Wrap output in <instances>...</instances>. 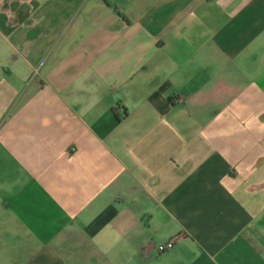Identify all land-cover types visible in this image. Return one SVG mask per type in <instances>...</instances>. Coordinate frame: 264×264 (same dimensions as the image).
I'll return each instance as SVG.
<instances>
[{
    "label": "crops",
    "instance_id": "0c3cea01",
    "mask_svg": "<svg viewBox=\"0 0 264 264\" xmlns=\"http://www.w3.org/2000/svg\"><path fill=\"white\" fill-rule=\"evenodd\" d=\"M0 264H264V0H0Z\"/></svg>",
    "mask_w": 264,
    "mask_h": 264
},
{
    "label": "built area",
    "instance_id": "2783aa9c",
    "mask_svg": "<svg viewBox=\"0 0 264 264\" xmlns=\"http://www.w3.org/2000/svg\"><path fill=\"white\" fill-rule=\"evenodd\" d=\"M172 246H173V241H172V240H168V241L165 242V243L158 244V245L156 246V250H157L158 252H163V251H165L166 249L171 248Z\"/></svg>",
    "mask_w": 264,
    "mask_h": 264
}]
</instances>
